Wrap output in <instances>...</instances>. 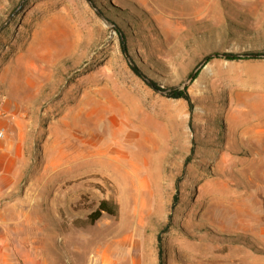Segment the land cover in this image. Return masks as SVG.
I'll list each match as a JSON object with an SVG mask.
<instances>
[{
    "label": "rangeland",
    "instance_id": "obj_1",
    "mask_svg": "<svg viewBox=\"0 0 264 264\" xmlns=\"http://www.w3.org/2000/svg\"><path fill=\"white\" fill-rule=\"evenodd\" d=\"M94 1L0 0V169L37 249L160 264L172 215L161 264H264V132L247 133L264 129V59L219 56L264 51V0ZM114 25L148 77L188 88L192 115L134 74ZM102 200L116 214L91 224Z\"/></svg>",
    "mask_w": 264,
    "mask_h": 264
},
{
    "label": "crops",
    "instance_id": "obj_2",
    "mask_svg": "<svg viewBox=\"0 0 264 264\" xmlns=\"http://www.w3.org/2000/svg\"><path fill=\"white\" fill-rule=\"evenodd\" d=\"M261 132H264L262 127L247 130L254 139H260ZM239 135H245V129ZM14 177L15 172L0 169V264H63L61 256L60 259L54 256L57 255L54 250L61 254V249L54 242L46 244L48 248L41 254V249L38 250L32 241L34 235L28 230V226H35L34 219L26 212L22 213L20 203L6 199L7 194L15 192L13 185L17 182Z\"/></svg>",
    "mask_w": 264,
    "mask_h": 264
},
{
    "label": "trees",
    "instance_id": "obj_3",
    "mask_svg": "<svg viewBox=\"0 0 264 264\" xmlns=\"http://www.w3.org/2000/svg\"><path fill=\"white\" fill-rule=\"evenodd\" d=\"M88 1L90 2V4L94 8H96V3L94 0H88ZM98 12H99V14H101V11L98 10ZM114 27L117 30L119 37H120L121 50H122L125 58L128 60L129 67L134 72V74L136 76H138L140 79H142L150 87H152V88H154L160 92H163L168 98L185 101L187 103L189 113H190V115H192V113L194 111V104H193V101L191 99V95L188 91V88L187 87L180 88V87H175V86L164 88V87H161L155 80L148 77L139 68V66L134 61V59L129 55V52H128L127 47H126V35H125V33H123V31L119 27H117L116 25H114ZM219 56H221L222 58L228 59V60L264 59V51L249 50V51H244V52H240V53L225 52V53L219 54ZM207 60H210V57H207ZM196 76H197V74L195 75V77ZM189 126H190V129L193 131L194 129H193L191 116L189 119ZM193 152H194V148L191 149L190 155L186 157L185 162H184V167H187V165L190 163ZM180 180L181 179L178 178L176 181L177 189H176V193L173 196L172 208H175L176 204L179 202L178 188H179ZM116 209H117V205H115L114 203H113V207H112V203L109 200H102L99 203L98 208L88 216V219L90 220V223L93 224V223H95L96 220H98L102 216L103 213L115 215ZM171 221H172V215L169 216V222L165 225L163 230L157 235L158 256H159V263L160 264L163 261V237H162V234L164 232H166L167 230H169L170 225H171Z\"/></svg>",
    "mask_w": 264,
    "mask_h": 264
},
{
    "label": "bare ground",
    "instance_id": "obj_4",
    "mask_svg": "<svg viewBox=\"0 0 264 264\" xmlns=\"http://www.w3.org/2000/svg\"><path fill=\"white\" fill-rule=\"evenodd\" d=\"M206 1V0H205ZM209 1V0H208ZM199 2V1H198ZM207 2V1H206ZM198 4H200V3H198ZM206 5H207V3H206ZM201 6H203V5H201ZM205 8V7H204ZM206 9V8H205ZM208 9H209V7H208ZM203 12H204V9H203ZM203 12H202V14H203ZM206 12V11H205ZM210 12V11H209ZM200 13V12H199ZM209 14V13H208ZM204 16V15H203ZM219 65V64H218ZM217 75V74H216ZM114 150V149H113ZM105 155H106V157L111 161V162H113L112 160H114V159H112L113 158V156H112V151L111 150H109V149H105V150H103L102 151ZM102 153V154H103ZM114 153H116V152H114ZM118 153H119V151H118ZM97 154H99V153H97ZM118 155V154H117ZM100 156V155H99ZM116 156V155H115ZM123 157V156H122ZM117 160V159H116ZM119 161V160H118ZM120 162V161H119ZM109 163V162H108ZM110 165V164H109ZM107 167V166H106ZM108 167H110V166H108ZM111 168V167H110ZM112 169V168H111Z\"/></svg>",
    "mask_w": 264,
    "mask_h": 264
},
{
    "label": "built area",
    "instance_id": "obj_5",
    "mask_svg": "<svg viewBox=\"0 0 264 264\" xmlns=\"http://www.w3.org/2000/svg\"><path fill=\"white\" fill-rule=\"evenodd\" d=\"M1 118H2V111L0 109V120ZM5 136H6V128L0 123V139L5 138Z\"/></svg>",
    "mask_w": 264,
    "mask_h": 264
},
{
    "label": "water",
    "instance_id": "obj_6",
    "mask_svg": "<svg viewBox=\"0 0 264 264\" xmlns=\"http://www.w3.org/2000/svg\"><path fill=\"white\" fill-rule=\"evenodd\" d=\"M201 66H202V65H201ZM201 66H200V67H201ZM194 74H195V73H192V75H191V77H190V80L192 79V77L194 76Z\"/></svg>",
    "mask_w": 264,
    "mask_h": 264
}]
</instances>
